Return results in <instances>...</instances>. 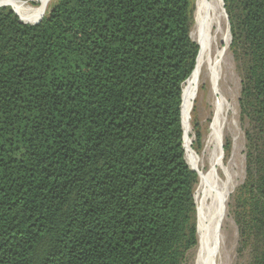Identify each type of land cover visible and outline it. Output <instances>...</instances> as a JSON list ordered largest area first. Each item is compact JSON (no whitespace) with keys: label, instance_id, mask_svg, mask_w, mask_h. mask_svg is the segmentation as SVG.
<instances>
[{"label":"trees","instance_id":"1","mask_svg":"<svg viewBox=\"0 0 264 264\" xmlns=\"http://www.w3.org/2000/svg\"><path fill=\"white\" fill-rule=\"evenodd\" d=\"M55 1L35 23L0 7V264H184L198 244L182 100L196 0ZM223 8L249 123L228 207L239 254L264 264V0Z\"/></svg>","mask_w":264,"mask_h":264},{"label":"bare ground","instance_id":"2","mask_svg":"<svg viewBox=\"0 0 264 264\" xmlns=\"http://www.w3.org/2000/svg\"><path fill=\"white\" fill-rule=\"evenodd\" d=\"M52 3L53 0H42L40 6L32 7L27 3L17 0H0V6H11L20 9L28 21L42 17ZM195 7L196 20L190 34L199 47V56L194 72L182 87L183 120L185 127V136H183L187 149L185 158L189 161L191 169L196 172L199 181L194 195V201L202 198L207 186L214 187L215 184L211 178H213L216 169H222L217 154L222 144L220 131L221 127H223L224 119H222L221 115L225 112V108L215 98L220 95L223 76L230 69L228 51L231 42L227 28V17L223 13V0H196ZM201 82L208 84H206L209 90L207 96L215 99L213 104V129H211L205 139L201 157L192 158L188 156V149L191 148L193 143L191 136H189L191 128L189 118L193 97L200 89ZM205 163L209 167L207 173L200 169ZM226 180L223 186L216 188L218 192L212 199L211 206L208 208L209 215H213L216 212L219 214L221 212L222 205L226 201L232 188V185H229L231 180L228 177ZM211 236L206 230L203 239L199 240L200 247L195 264H218L215 253L217 242Z\"/></svg>","mask_w":264,"mask_h":264},{"label":"rangeland","instance_id":"3","mask_svg":"<svg viewBox=\"0 0 264 264\" xmlns=\"http://www.w3.org/2000/svg\"><path fill=\"white\" fill-rule=\"evenodd\" d=\"M38 1L40 0H35L33 3H29V2L26 3L32 7H35L41 5L42 0L39 4ZM55 2L56 1L53 0V3L49 6L47 12L50 10L51 7H53ZM45 14L43 16H45ZM42 17L37 18L35 20L41 19ZM195 17L196 14L194 13V18ZM35 20L29 22L34 23ZM230 41H231V37H230ZM228 58L230 62V69L225 74L226 76L225 75L223 76L222 85H221L222 90L220 92V95L216 96L215 98L217 101H219L220 105L222 104L223 107L225 108V112L223 113L224 116L223 114L221 115L222 119H224V124L223 127H221V131H220L222 144L217 154V158L221 162L222 169H216L213 178H211V180L213 179L212 182L214 181L213 183L218 187H216L215 185L214 187L207 186L205 188L206 192L205 194H203L202 198L200 200L199 199L195 200L198 244L193 250L187 253L184 264L196 263L195 260L197 258V254L200 247L199 240L203 239V235L206 230L209 232L210 235H212L211 238L213 237L214 241L217 242L215 253L217 255L216 262L218 264H248V258L246 253L240 255L238 252L239 249L238 229L235 224V221H233L231 217L228 205L231 202L230 196L233 194L236 188L240 187L243 184L244 181L243 179L245 176V162H246L245 159L246 139L244 136V132L246 131V129L249 128V123L248 120L240 116L239 97H240L242 78L240 77L236 69V64L230 51H228ZM206 84H207L206 82H201L199 87L200 89L194 95L192 101L191 111H193V109L195 108V113H193L192 115V112H190L191 116L189 120H190L191 128H190L189 136H191L193 143L191 146L192 149L191 148L188 149V156L192 158L201 157L206 141L205 139L210 133L211 129H213V115H214L213 104L215 102V99H213L210 96H207L209 90L207 87L208 84L207 85ZM193 121H197L199 123L200 131L202 132L203 141L199 152H196L194 150V148L196 147L195 144L196 140H195V131L192 125ZM227 142L230 143L229 152H226L224 150V146ZM200 169L201 171L203 170L205 173H207L209 170L208 164L205 163V165L200 167ZM227 177L229 178V180H231L229 185H232V188L226 198V201L222 205L221 212L219 214L216 212L213 215H209L208 208L209 206H211L212 199L216 196V193L218 192L216 188L223 186V184L227 181L226 180ZM198 185L199 182L196 185L194 195ZM211 238L210 240H212Z\"/></svg>","mask_w":264,"mask_h":264},{"label":"water","instance_id":"4","mask_svg":"<svg viewBox=\"0 0 264 264\" xmlns=\"http://www.w3.org/2000/svg\"><path fill=\"white\" fill-rule=\"evenodd\" d=\"M26 3V2H25ZM0 7H7V6H0ZM12 10V9H11ZM13 11V10H12ZM14 12V11H13ZM223 13H224V15L226 16V14H225V11H224V8H223ZM17 15V14H16ZM18 16V15H17ZM19 17V16H18ZM227 19H228V17H227ZM19 20H20V18H19ZM40 20V19H39ZM20 22H21V20H20ZM24 24H28V23H25V22H23Z\"/></svg>","mask_w":264,"mask_h":264}]
</instances>
